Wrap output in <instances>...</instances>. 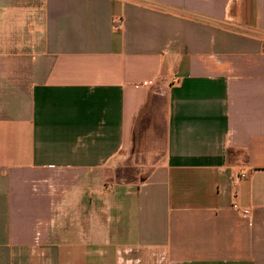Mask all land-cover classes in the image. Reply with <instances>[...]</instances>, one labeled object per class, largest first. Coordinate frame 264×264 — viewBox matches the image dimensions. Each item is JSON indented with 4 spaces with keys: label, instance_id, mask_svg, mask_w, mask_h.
Returning <instances> with one entry per match:
<instances>
[{
    "label": "crops",
    "instance_id": "crops-1",
    "mask_svg": "<svg viewBox=\"0 0 264 264\" xmlns=\"http://www.w3.org/2000/svg\"><path fill=\"white\" fill-rule=\"evenodd\" d=\"M0 264H264V0H0Z\"/></svg>",
    "mask_w": 264,
    "mask_h": 264
},
{
    "label": "rangeland",
    "instance_id": "rangeland-1",
    "mask_svg": "<svg viewBox=\"0 0 264 264\" xmlns=\"http://www.w3.org/2000/svg\"><path fill=\"white\" fill-rule=\"evenodd\" d=\"M155 109V112L151 113L150 123L147 124L145 130L144 128L142 129L144 132L138 136L140 139L138 140L140 142V148H138V152H136L135 155L136 160L134 161H136V163L131 162L129 165L119 169L121 183L141 181L151 166L149 165V161L153 160L152 158L155 159L158 157V151L154 148L162 143L165 109L164 101L157 100ZM147 163L148 166L146 165Z\"/></svg>",
    "mask_w": 264,
    "mask_h": 264
},
{
    "label": "built area",
    "instance_id": "built-area-1",
    "mask_svg": "<svg viewBox=\"0 0 264 264\" xmlns=\"http://www.w3.org/2000/svg\"><path fill=\"white\" fill-rule=\"evenodd\" d=\"M244 177V173L236 175V177L233 179L232 185L236 186L238 181L243 179ZM235 195L236 194H234V196ZM231 210L236 213L240 218L245 220L249 225L251 224L252 214L248 208L243 207L237 201H234L231 203Z\"/></svg>",
    "mask_w": 264,
    "mask_h": 264
}]
</instances>
